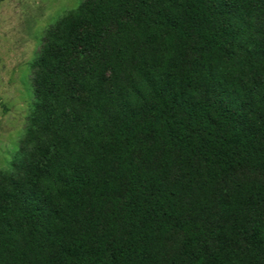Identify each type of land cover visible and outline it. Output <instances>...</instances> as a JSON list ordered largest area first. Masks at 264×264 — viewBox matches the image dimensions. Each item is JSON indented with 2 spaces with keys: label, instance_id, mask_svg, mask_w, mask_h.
Here are the masks:
<instances>
[{
  "label": "trees",
  "instance_id": "trees-1",
  "mask_svg": "<svg viewBox=\"0 0 264 264\" xmlns=\"http://www.w3.org/2000/svg\"><path fill=\"white\" fill-rule=\"evenodd\" d=\"M29 67L0 264H264V0H82Z\"/></svg>",
  "mask_w": 264,
  "mask_h": 264
},
{
  "label": "rangeland",
  "instance_id": "rangeland-1",
  "mask_svg": "<svg viewBox=\"0 0 264 264\" xmlns=\"http://www.w3.org/2000/svg\"><path fill=\"white\" fill-rule=\"evenodd\" d=\"M82 0H0V169L19 147L31 111L29 63L44 30Z\"/></svg>",
  "mask_w": 264,
  "mask_h": 264
}]
</instances>
